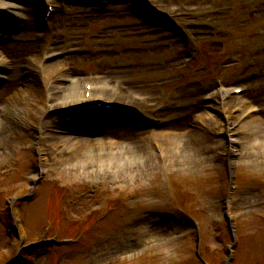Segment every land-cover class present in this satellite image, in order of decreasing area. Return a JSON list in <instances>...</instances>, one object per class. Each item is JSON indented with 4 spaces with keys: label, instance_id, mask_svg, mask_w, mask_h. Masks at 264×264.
I'll return each instance as SVG.
<instances>
[{
    "label": "rangeland",
    "instance_id": "obj_1",
    "mask_svg": "<svg viewBox=\"0 0 264 264\" xmlns=\"http://www.w3.org/2000/svg\"><path fill=\"white\" fill-rule=\"evenodd\" d=\"M158 3L166 11L173 8L172 24L159 19L163 24L155 25L157 20L145 23L146 17L129 9L127 2L118 12L114 8L101 12L95 3L81 7L74 13L76 21L70 29L61 15L57 17L55 35L50 33V38L56 40V50L73 47L65 60L72 67L73 80L77 76V86L81 88L86 78L98 77L124 89L122 97L140 106L142 114L118 116L115 126L101 121L92 130L82 124L84 138L101 136L115 143V127L129 128L137 134L126 141L131 142L128 144L134 150L133 159H124L128 151L124 141H118V159L101 157L97 166V157L82 159L83 162L68 159L80 158L81 152L71 144L63 147V140L53 146L45 142V153L50 154L55 147L62 148V153L39 159L30 136L40 133L34 110L46 113L47 96L42 92L30 103V110H19L26 114V120L10 125L7 131L11 145L0 143V264L15 255L23 256L15 264H203L195 254L198 237V252L208 264H224L231 256L226 254L231 239L221 215L223 199L228 195L227 166L218 151L223 145L212 128L203 126L211 132L208 138H217L204 144L205 138L199 136L195 128L199 125L195 123L202 121L198 102L203 94L215 82L239 77L253 88L246 97L253 105L263 107L264 117V0L154 1L157 7ZM208 3L213 4L212 10ZM250 6V16L255 19L249 17ZM27 29L34 30L30 26ZM188 31L198 39L192 42L194 37ZM20 32L11 38L7 33L0 34L6 38L0 40L3 60L9 55L3 45L17 43L15 37ZM96 35L100 36L95 38ZM42 47L41 43L38 48ZM210 51L218 52L211 55ZM28 54L29 50L25 58ZM229 62L236 68L226 71L223 67ZM255 68L260 70L257 75H253ZM3 77L0 76V88L5 82ZM41 80L38 82L44 84L42 74ZM147 93L159 100L153 101ZM140 98L145 103L137 104ZM153 103L158 106H150ZM206 112L214 115L211 108ZM57 113L46 121L57 120L59 131L68 132L69 117L62 111ZM141 118L149 120V124L137 131ZM10 119L14 124L15 120ZM181 119L186 120L175 131L169 123ZM251 122L260 124L259 117H252ZM239 140L243 145L238 148L244 151L233 158L237 161L236 188L229 195L230 213L239 219L231 264H264V159L252 156L261 144H246V134ZM200 150L201 156L197 154ZM63 160L68 161L62 163ZM72 160L76 161L69 164ZM92 164L97 175L90 176ZM34 179H40L36 190L17 206L24 243L44 238L67 241L18 252L19 240L9 236L11 224L5 200L31 193Z\"/></svg>",
    "mask_w": 264,
    "mask_h": 264
},
{
    "label": "bare ground",
    "instance_id": "obj_2",
    "mask_svg": "<svg viewBox=\"0 0 264 264\" xmlns=\"http://www.w3.org/2000/svg\"><path fill=\"white\" fill-rule=\"evenodd\" d=\"M6 1V0H3ZM68 1L67 4V14L65 15L64 18V23L67 22L68 26L71 27L72 22H75L76 17L74 15L75 12L78 13V9L81 8V5L84 3H90L92 0H66ZM119 1V0H118ZM1 2V1H0ZM72 2L78 4L74 5ZM5 6L8 7H13L10 4H12V1H6L3 2ZM108 8L113 9V11L118 12L120 9V4L119 3H112L108 4ZM117 8V9H116ZM25 10V13L22 14V16L25 17V22L22 26V32L24 31L23 27L27 25V23L30 24L31 21V13H34L32 9H28L27 7L23 8ZM110 13V12H109ZM1 23V22H0ZM106 33V31H104ZM102 36V35H101ZM21 39H26L24 44L22 43H6L3 45V50L6 51L9 55L6 57V59H2V56L0 57V76H6L5 77V82L3 86L0 88V143L2 145H11L9 144L10 139H11V134L9 131H7L10 127V125H16V122H22L26 120V114L24 115L23 112L19 111L21 109H28L30 110L31 102L36 101L39 99L40 94L44 91L46 96L50 98L49 101V106L47 108H62L65 106H73L76 107L75 105H82L83 100L85 99L84 94L80 91H78V87L75 85L77 84V76L74 75V80H73V75L72 79L68 81L67 84L62 85L58 78L59 76L57 74H54L52 81L48 82L45 84V87H43L44 84H40L37 79H36V72L34 70L33 62L28 61L27 58H25L24 53L29 50L28 56H34L36 57L38 54V48L41 47V42L39 39L35 36H32V34H20ZM31 50V51H30ZM34 59V58H33ZM38 61V60H37ZM49 68L52 67V64H48ZM47 66V65H46ZM44 67V76L45 78H48V67ZM6 67V69H5ZM48 69V70H47ZM6 74V75H4ZM259 78V77H258ZM257 80H253L252 82H255ZM71 84L70 88L69 85ZM60 85V86H59ZM44 88L43 90H41ZM62 88V89H61ZM253 88H250V91H252ZM257 93V92H256ZM107 95V94H106ZM263 95V93H262ZM91 98L93 97H104L105 99H113V96L107 95L105 97L104 93H101V95L91 93L90 94ZM219 99L214 101V104H212L217 110L218 113L216 114H211L208 112H203L199 116L200 124L195 123L196 125H199V127H195L199 132V136H202L205 138V141H203L204 144L207 142H212L211 140L213 139L216 141L217 138H208L211 134L210 130L205 131L204 127H209L212 128L213 125L216 123L219 125V128L215 130L216 132L220 131L221 133L224 134V137H218L221 138L218 140V143L223 145L221 149H218L219 152L223 153V160L225 163L230 165V160H232L235 155V153L243 155V151L241 150L238 151L236 148L237 146L235 145L234 142L236 143H241L239 140L240 135L246 134L247 136V141L246 144H252L254 143H260L261 147L255 149L257 153H253L252 156H256L258 159H264V130L260 132L261 130L258 124H255L254 122H251L252 116H248V119L244 120L240 125H239V120L244 118L246 112L244 110V106L242 105V102L240 100H234L231 99L232 95L230 94L229 91H224V92H219L218 93ZM112 103L115 105H120V106H126L131 108L133 105L129 103L124 97H119L116 96L115 100H112ZM220 103H223L220 105ZM126 104V105H124ZM198 105H201L200 102H198ZM35 116V122L37 124V129L40 130V133L36 135L35 132H33V135L31 134L30 136V141L33 143V147H38V152L40 154L41 159H49L50 155L56 156V153H62V148H54V150L48 154L45 153V146L47 143L45 142H51V146L56 145L57 141L62 142V140L65 142L62 144V146H73L77 147L80 149L81 156L79 158L76 156H71L68 159H78L80 162H83L82 159H92L94 156L93 153V147L94 146H99L102 149V156L105 157L107 156L108 153H110V158L109 159H116L118 155L117 149L121 147L118 143V141H124L125 146L128 148V151L125 155L124 159H133V153L134 150H132V145H129L128 143L131 142H126L128 140L132 139V136H136V132L132 134V132L124 127L121 126H116L115 129L118 130L117 136L115 137V143H111L108 141H105L102 139L101 136L98 137H86L83 136V132H81V126L84 123V119L81 116H77L74 114H71L72 116V124L71 127L68 128L69 134H62V132L59 131L57 120H51V121H46L49 118V114L43 112V110H34V113H36ZM263 112V107L260 110L261 114ZM59 114V113H57ZM204 114V115H202ZM206 115V116H205ZM9 118L15 120L14 124L9 121ZM57 118V117H56ZM10 119V120H11ZM186 119H181L180 122L172 123L169 124L175 131H179L181 126H183V122ZM259 120L264 123V117L261 115L259 117ZM219 123H218V122ZM25 123V122H23ZM194 124V126H195ZM257 125V126H256ZM204 126V127H203ZM179 127V128H178ZM184 128H186V123ZM49 129H58V131H49ZM137 131H141L140 129H136ZM135 130V131H136ZM193 130V129H192ZM243 130V132H242ZM250 131V132H249ZM18 132V131H17ZM112 132V131H109ZM191 130L187 131V134H189ZM249 132V133H248ZM106 133V132H105ZM177 134V133H176ZM175 134V135H176ZM258 134H261V139L258 138ZM7 141H6V138ZM211 137V136H210ZM123 139V140H120ZM211 139V140H210ZM152 140V139H151ZM210 140V141H209ZM71 144V145H70ZM195 148L201 147L198 145H193ZM89 147V149H87ZM105 148H107L105 150ZM7 149V148H6ZM70 148L67 147V151ZM114 149V150H113ZM83 150H86L85 153H83ZM105 150V151H104ZM58 153V154H59ZM198 155H202V151L200 150ZM61 155V154H60ZM187 158V157H186ZM67 159V158H66ZM137 159H141V156H138ZM150 159H154L153 157H150ZM177 159H181L180 156L177 157ZM68 160H63L61 161L62 163H66ZM76 160H72L69 162L72 163ZM250 162V159H249ZM264 163V161H262ZM258 165V164H257ZM259 166V165H258ZM89 168V167H88ZM69 170H74L78 172L79 170L77 168L70 167L68 168ZM38 171V170H37ZM97 175V173L93 169V164H92V170L90 176ZM225 209L229 213L230 205L229 201L224 203Z\"/></svg>",
    "mask_w": 264,
    "mask_h": 264
}]
</instances>
